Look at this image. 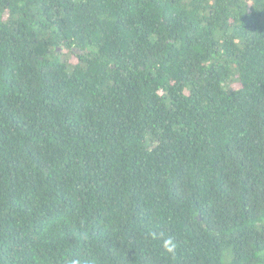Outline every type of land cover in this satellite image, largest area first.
Wrapping results in <instances>:
<instances>
[{
    "label": "trees",
    "instance_id": "1",
    "mask_svg": "<svg viewBox=\"0 0 264 264\" xmlns=\"http://www.w3.org/2000/svg\"><path fill=\"white\" fill-rule=\"evenodd\" d=\"M72 261L264 264V0H0V264Z\"/></svg>",
    "mask_w": 264,
    "mask_h": 264
},
{
    "label": "clouds",
    "instance_id": "2",
    "mask_svg": "<svg viewBox=\"0 0 264 264\" xmlns=\"http://www.w3.org/2000/svg\"><path fill=\"white\" fill-rule=\"evenodd\" d=\"M163 247L166 249L168 253H174L176 244L171 237L163 238ZM72 264H79L78 261H72Z\"/></svg>",
    "mask_w": 264,
    "mask_h": 264
}]
</instances>
